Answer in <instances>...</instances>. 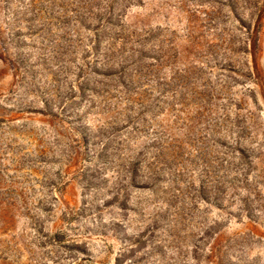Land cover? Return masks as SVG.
Listing matches in <instances>:
<instances>
[{
  "label": "rangeland",
  "instance_id": "1",
  "mask_svg": "<svg viewBox=\"0 0 264 264\" xmlns=\"http://www.w3.org/2000/svg\"><path fill=\"white\" fill-rule=\"evenodd\" d=\"M27 1L0 2V264H264V0H121L101 54Z\"/></svg>",
  "mask_w": 264,
  "mask_h": 264
},
{
  "label": "trees",
  "instance_id": "2",
  "mask_svg": "<svg viewBox=\"0 0 264 264\" xmlns=\"http://www.w3.org/2000/svg\"><path fill=\"white\" fill-rule=\"evenodd\" d=\"M35 1L28 0L23 9L24 12L22 14L28 13L31 16L24 18L25 22L40 23L43 27L46 25V21L54 20L56 15L64 14L65 16H70L71 20L80 29L94 32L95 40L90 50L93 54L102 53L100 33L108 28L121 26L120 15L115 14V4L121 0H44L45 6L40 8H37L36 4H34ZM104 69L105 71H112V66L106 64ZM98 71L97 68H94L92 73L96 75Z\"/></svg>",
  "mask_w": 264,
  "mask_h": 264
}]
</instances>
